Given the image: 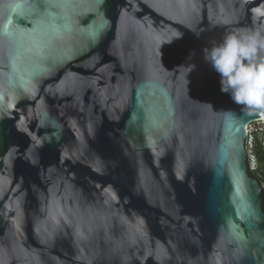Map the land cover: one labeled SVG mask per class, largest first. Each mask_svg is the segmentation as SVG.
Instances as JSON below:
<instances>
[{"label":"water","instance_id":"1","mask_svg":"<svg viewBox=\"0 0 264 264\" xmlns=\"http://www.w3.org/2000/svg\"><path fill=\"white\" fill-rule=\"evenodd\" d=\"M8 18L0 264H264V110L204 58L236 35L264 62V0H0Z\"/></svg>","mask_w":264,"mask_h":264},{"label":"clouds","instance_id":"2","mask_svg":"<svg viewBox=\"0 0 264 264\" xmlns=\"http://www.w3.org/2000/svg\"><path fill=\"white\" fill-rule=\"evenodd\" d=\"M5 4L13 12L19 7ZM8 18L0 35L10 43H14L12 35L4 31L12 24ZM205 61L210 63L220 76L221 91L228 94L233 103L244 108L264 110V62H252L250 57L253 45L244 42L236 35H227L219 44L205 49Z\"/></svg>","mask_w":264,"mask_h":264},{"label":"built area","instance_id":"3","mask_svg":"<svg viewBox=\"0 0 264 264\" xmlns=\"http://www.w3.org/2000/svg\"><path fill=\"white\" fill-rule=\"evenodd\" d=\"M251 122L248 123L249 125L247 124L248 127L247 125L245 126V144L248 173L253 175L258 170L255 147L259 146L264 151V123L262 120Z\"/></svg>","mask_w":264,"mask_h":264},{"label":"rangeland","instance_id":"4","mask_svg":"<svg viewBox=\"0 0 264 264\" xmlns=\"http://www.w3.org/2000/svg\"><path fill=\"white\" fill-rule=\"evenodd\" d=\"M255 156L257 160L258 170L253 175L264 186V151L261 149V147H255Z\"/></svg>","mask_w":264,"mask_h":264},{"label":"trees","instance_id":"5","mask_svg":"<svg viewBox=\"0 0 264 264\" xmlns=\"http://www.w3.org/2000/svg\"><path fill=\"white\" fill-rule=\"evenodd\" d=\"M250 176L253 177L254 179H256L258 181V179L254 175H250ZM259 183L261 184V182H259ZM260 198H261V201H262L261 207H262V210L264 212V190L262 191V193L260 195Z\"/></svg>","mask_w":264,"mask_h":264},{"label":"bare ground","instance_id":"6","mask_svg":"<svg viewBox=\"0 0 264 264\" xmlns=\"http://www.w3.org/2000/svg\"><path fill=\"white\" fill-rule=\"evenodd\" d=\"M259 120H262L263 121V123H264V119L262 118V119H255V120H253L252 122H256V121H259ZM251 122V123H252ZM247 125V124H246ZM249 125V124H248ZM248 125H247V127H248Z\"/></svg>","mask_w":264,"mask_h":264},{"label":"snow or ice","instance_id":"7","mask_svg":"<svg viewBox=\"0 0 264 264\" xmlns=\"http://www.w3.org/2000/svg\"><path fill=\"white\" fill-rule=\"evenodd\" d=\"M17 7H21V5H17Z\"/></svg>","mask_w":264,"mask_h":264},{"label":"flooded vegetation","instance_id":"8","mask_svg":"<svg viewBox=\"0 0 264 264\" xmlns=\"http://www.w3.org/2000/svg\"><path fill=\"white\" fill-rule=\"evenodd\" d=\"M250 174V173H249ZM250 175H252V174H250Z\"/></svg>","mask_w":264,"mask_h":264}]
</instances>
